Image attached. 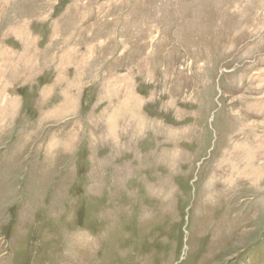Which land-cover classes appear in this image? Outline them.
<instances>
[{
  "label": "rangeland",
  "instance_id": "rangeland-1",
  "mask_svg": "<svg viewBox=\"0 0 264 264\" xmlns=\"http://www.w3.org/2000/svg\"><path fill=\"white\" fill-rule=\"evenodd\" d=\"M0 264H264V0H0Z\"/></svg>",
  "mask_w": 264,
  "mask_h": 264
}]
</instances>
